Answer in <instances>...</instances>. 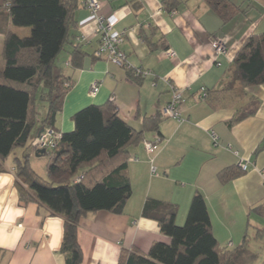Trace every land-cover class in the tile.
Listing matches in <instances>:
<instances>
[{
  "label": "crops",
  "instance_id": "1",
  "mask_svg": "<svg viewBox=\"0 0 264 264\" xmlns=\"http://www.w3.org/2000/svg\"><path fill=\"white\" fill-rule=\"evenodd\" d=\"M97 1L103 6V16H118L114 29L125 33L120 49L132 68L149 74L137 82L127 69L95 59L100 39L94 32V15L80 7L75 14L78 29L74 43L81 44L86 58L83 67L72 72L75 86L57 127L63 133L72 131L76 112L114 98L120 117L141 130L144 118L161 113L172 102L175 90L186 101L179 109L181 121L163 117L158 131L146 134L147 141L160 138L152 155L142 143L132 148L131 156L137 158L128 164L133 196L124 213L98 212L81 219L78 242L82 264H119L123 249L148 254L155 243L170 244L158 223L142 216L148 198L177 204V224L181 226L193 198L201 194L220 246L230 250L239 247L250 229L256 233L264 228V216L252 212L264 205V151L255 157L264 141V85L247 90L249 96L259 99V108L234 126H230L234 109H214L200 97L203 89L222 88L247 39L264 33V1L252 0V8L227 25L201 0H175L177 7L172 11L166 8L169 0ZM231 1L242 8L249 2ZM11 30L21 38L30 34H21L23 28L12 26ZM217 40L225 44L222 54L214 49ZM70 48L60 56L63 67ZM168 49L176 53L174 58L166 55ZM95 82L100 91L93 97L90 89ZM240 162L248 163L247 173L222 184L220 172L238 167ZM30 163L37 174L41 176L38 171H43L47 177L48 166H37L33 157ZM5 168L0 172V264H66L61 253L64 220L51 216L36 202L24 203L16 188L11 157ZM135 183L142 185L138 199ZM252 246L249 241V249Z\"/></svg>",
  "mask_w": 264,
  "mask_h": 264
},
{
  "label": "trees",
  "instance_id": "2",
  "mask_svg": "<svg viewBox=\"0 0 264 264\" xmlns=\"http://www.w3.org/2000/svg\"><path fill=\"white\" fill-rule=\"evenodd\" d=\"M201 1L225 25L253 6L252 0L245 8L237 7L231 0ZM82 2L0 0V35L4 39L0 67V172L5 171L16 150L30 147L35 154L40 152L33 143L45 132L57 137L55 147L43 154L50 156L46 178L35 172L29 156L14 160V174L24 203L36 202L47 208L51 216L64 220L61 253L66 264L83 262L78 242L83 217L98 212L124 213L133 196L128 171L129 161L134 158L131 150L147 141L148 132L158 131L161 122L160 113L145 117L142 129L137 130L120 117L111 98L103 105H90L76 112L72 131L63 133L57 127L65 101L75 86L72 72L81 69L86 58L81 44L74 43L77 37L74 31L78 29L75 14L84 7ZM176 7L177 1L166 2L169 11ZM12 26L30 29L29 36L19 37L11 30ZM149 45L154 47L151 42ZM67 47H71L69 60L63 67L59 59ZM127 71L135 81H142L133 70ZM263 85L264 33L247 39L233 60L223 87L203 89L205 97L201 95L200 100L214 109H234L235 116L230 121V126H234L257 112L260 101L249 96L247 90ZM263 151L264 141L255 157ZM245 173L239 166L230 167L218 177L225 184ZM178 212L177 204L148 198L142 216L156 221L171 243H155L148 254L123 249L119 264H253L257 261V255L248 247V233L242 245L233 250L220 246L201 194L193 198L184 226L177 224ZM252 212L264 216V205ZM263 236L264 228L257 229L255 239Z\"/></svg>",
  "mask_w": 264,
  "mask_h": 264
},
{
  "label": "built area",
  "instance_id": "3",
  "mask_svg": "<svg viewBox=\"0 0 264 264\" xmlns=\"http://www.w3.org/2000/svg\"><path fill=\"white\" fill-rule=\"evenodd\" d=\"M84 7L90 9L92 14L94 15V32L99 37L100 43L96 51L94 52V56L98 59L106 60L109 63H112L120 68L131 69L135 72L136 76L145 77L149 74L147 71H143L141 69H134L130 65L127 59V55L120 49L121 44L124 42L125 33H120L114 29L115 24L118 21V16L113 14L109 17H105L101 14L103 9L102 4L97 0H83ZM86 36L82 37V41H84ZM214 49L217 54H222L225 52V44L223 41H215ZM166 55L170 58H174L176 53L173 50H166ZM100 91V84L95 82L92 84L90 93L93 97L97 96ZM202 97H205L204 90ZM202 99V98H201ZM114 100V98H113ZM185 98L180 91L175 90L173 95L172 102L164 108L160 115L161 118H174L181 121L180 114V106L185 102ZM56 136L52 132H45L43 135L35 139L33 143V147L39 151L46 149H53L56 144ZM213 140L215 144H217L218 138L213 133ZM158 138L155 139L154 142L145 141L143 143L147 153L152 155L156 150V143L158 142ZM47 151V150H46ZM132 160L136 161L137 158H133ZM239 168L246 172L248 171V163L240 162ZM154 171V170H153Z\"/></svg>",
  "mask_w": 264,
  "mask_h": 264
},
{
  "label": "rangeland",
  "instance_id": "4",
  "mask_svg": "<svg viewBox=\"0 0 264 264\" xmlns=\"http://www.w3.org/2000/svg\"><path fill=\"white\" fill-rule=\"evenodd\" d=\"M23 31L21 34H25L26 32L30 33V29H24L21 30ZM24 36V35H21ZM3 44V37L0 35V48L2 47ZM1 57H0V67H1ZM26 156L33 157L34 158V162L35 164H37V166H47L48 163L50 162V156L48 154L43 155L41 157H37L36 154L31 150L30 147H28L27 149H18L16 150V152L11 156V160L14 162V160L16 158H19L21 160H23ZM38 170H40L38 168ZM41 172V177L43 176V178H46V176H44V173H42L43 171H38ZM142 185L139 184L137 185V183H135V197L138 199V197L141 195V193L139 191H141ZM185 224V223H184ZM181 225V226H184ZM248 237H249V241L250 243L253 245L252 248L250 250H252L258 257L257 261L254 262L253 264H260L261 262L264 261V236L261 239H255V233L253 231V229L249 230L248 233Z\"/></svg>",
  "mask_w": 264,
  "mask_h": 264
},
{
  "label": "water",
  "instance_id": "5",
  "mask_svg": "<svg viewBox=\"0 0 264 264\" xmlns=\"http://www.w3.org/2000/svg\"><path fill=\"white\" fill-rule=\"evenodd\" d=\"M43 154H45V150H41L40 152H38V153L36 154V156L39 157L40 155H43Z\"/></svg>",
  "mask_w": 264,
  "mask_h": 264
}]
</instances>
